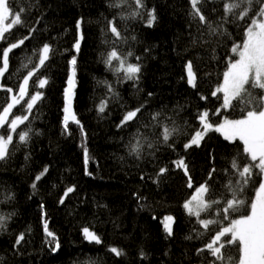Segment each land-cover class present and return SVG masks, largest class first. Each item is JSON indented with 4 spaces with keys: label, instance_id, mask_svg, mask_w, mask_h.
<instances>
[{
    "label": "trees",
    "instance_id": "16d2710c",
    "mask_svg": "<svg viewBox=\"0 0 264 264\" xmlns=\"http://www.w3.org/2000/svg\"><path fill=\"white\" fill-rule=\"evenodd\" d=\"M145 2L149 8L153 5L157 8L158 19L153 25L138 19L129 20L127 25L119 17L116 21L122 33L126 31L137 37L127 44H117L118 50L126 51L131 46L135 55L143 57L144 48L150 49V55L143 60L142 77L136 87L131 80L117 84L116 74L104 63L101 55L109 51V44L105 41L113 40V34L102 32L107 27L105 18L111 19L118 11L109 5V0H39L38 8L24 14L25 20L36 25L38 31L34 39L30 38L25 45L9 54V72L5 74L8 84L16 88L21 82L26 70L19 73L16 70L22 59L27 62V57L32 56L33 48L47 41L53 44L55 55H50L47 66L38 69L30 80L31 92L34 88L39 89L38 83L33 85V81L42 75L48 77L47 85L40 89L45 94L34 105L29 117L31 123L25 121L18 127L19 131L29 125L32 129H40V132L30 133L31 139L27 144L14 138L13 145L9 147V158L0 161V212L13 213L7 220V230L0 232L2 264H88L89 260L95 264H196L195 248L207 241L212 234L210 230L217 227L210 225V230H205V234L197 238L193 229H202L203 226L186 212L183 201L190 198L195 187L206 179L213 155L217 172L210 183L215 182L217 192L222 191L221 182L227 178L219 170L230 167L229 158L241 150L243 142L228 141L223 133L213 129L205 135L200 146L184 149L185 137L181 136L176 142V151L161 148L155 157L145 152L143 158H136L127 145L137 125L133 122L128 126L117 125L127 108L135 107L145 99L152 108L167 105L172 109L177 104L183 105L180 117L188 120L189 133L200 126L195 119L198 109H208L209 118L214 122L222 123L224 117L240 118L239 108H221L222 94L212 96L211 92L217 83L223 82L227 57L236 56L231 52V44L240 43L244 33L239 27L229 26L230 36L217 48L216 59H210L207 46L201 51L199 60L191 56V50L178 55L188 39L189 0ZM9 3L16 8V0H9ZM213 6L219 10L221 0H204L202 10L209 15L208 10ZM40 13L44 18L37 25L36 17ZM218 14L210 15V18L216 19ZM80 16L85 18L82 24L84 39L79 53H76L72 44L78 38L76 20ZM11 19L9 17L8 21ZM26 32V27L16 25L6 36L14 41ZM4 46L5 42L0 41V48ZM73 54L77 55L74 110L83 125V132L87 133L86 137L75 121L68 122L67 129L63 123L64 92ZM186 58H193L198 91L188 85L186 79H181L187 75L184 68ZM129 59L135 62L134 56ZM102 80L112 82L119 97H109L104 111L100 112L97 106L107 95L106 85L98 83ZM148 92H153L154 96L147 97ZM4 102L5 92L0 90V105ZM18 109L20 105L13 108V113L19 114ZM147 116L148 113L144 112L141 119ZM84 146L90 156L87 165L84 163ZM177 153L184 156L189 165L192 188L187 187L182 169L171 163L178 158ZM239 159L244 162L243 156ZM44 165L49 166V171L37 181V191L34 192L32 181ZM165 165L169 171L161 174L159 183H156L155 174L160 166ZM87 172L94 174L89 176ZM72 184L76 185L74 191L64 198L63 204L58 203L65 187ZM255 187L250 184L244 192V198L249 202L256 196ZM9 192L14 193V198L4 200V195ZM133 193L146 197V201H139L146 203L145 208H138V200ZM249 207L242 206L234 215L247 214ZM45 212L46 217L43 218L48 219L49 229L57 234L61 244L57 252H51L44 239L42 215ZM168 214L176 217L171 238H166L163 228V217ZM202 218L207 216L202 213ZM85 227L97 233L101 241L85 239ZM22 231L25 240L21 241L20 251L14 253V241ZM110 245L123 249L124 254L116 256ZM141 248L148 254L146 257H140ZM231 255H239L235 246Z\"/></svg>",
    "mask_w": 264,
    "mask_h": 264
},
{
    "label": "snow or ice",
    "instance_id": "6c2138e0",
    "mask_svg": "<svg viewBox=\"0 0 264 264\" xmlns=\"http://www.w3.org/2000/svg\"><path fill=\"white\" fill-rule=\"evenodd\" d=\"M190 11L188 13L190 20L186 25L187 43L182 52L178 55L187 54L191 50V56L199 60L201 51L207 46L210 59H216L217 48L223 45L226 37L230 36L229 26H236L244 33V38L240 43L231 44V52L236 56L227 57L226 70L222 73L223 82L217 83L215 90L211 92L212 96L222 94L221 108H239L241 115L238 119H228L224 117L222 123L212 121L208 109L197 110L196 120L200 122L199 127L193 128V133L187 131L190 125L187 119H182L180 113L184 110L183 105H175L169 109L167 105L159 107H149L148 100L138 103L135 107L127 108L117 127L128 126L129 122L137 125L135 133L129 139L128 149L136 158H143L145 152L149 156L155 157L156 152L161 148H168L176 151V142L184 136L182 143L184 149L200 146L205 135L215 129L223 133L228 141H242V148L236 154L229 158L230 167L220 169L226 176V181L221 182L222 191L217 192L214 187L213 176L217 172L215 166V156H211V167L204 181L195 187V192L190 198L183 201V208L186 212L195 217L202 229L194 228L197 238L205 234V230H210V225L217 227L211 231L207 241L201 243L200 247L195 248L196 264H264V0H221V7L218 10L215 6L211 7L209 15L202 10L204 0H189ZM26 5V6H25ZM111 7L117 8L118 11L111 19H107L106 29L103 31L113 34L112 41H105L109 44V51L102 53L104 63L116 74V83L122 80L133 81L136 87L142 77L143 60L150 55V49L144 48L145 56L135 55L131 46L126 51H120L117 44H127L128 41H135V35H129L125 31L122 33L117 26V17L127 25L129 20H141L151 26L157 21V8L153 5L149 8L145 0H109ZM39 0H16V8L9 3V0H0V41L5 42L6 46L0 48V90L5 92V102L0 105V161H6L9 156V147L13 145L14 138L25 144L31 139L30 133H39L40 129H32L25 125L18 131L20 125H24L29 120L34 105L44 96V91L40 90L48 83L47 75H42L33 81V85H39V89L34 88L29 91L30 80L38 69L46 67V61L50 62V55H55L53 44L45 41L38 47L32 49V56L27 57V62L23 59L17 68V73L22 69L26 70L21 82L16 88L10 86L5 78L9 72L10 57L13 49L25 45V41L35 38L34 34L38 31L36 25H31L25 20L24 14L38 8ZM216 15V19H211L210 15ZM12 17L10 23L6 21ZM44 18L40 13L36 17V24ZM84 17L80 16L76 20L78 29V38L74 40L72 48L76 53L81 49V41L84 39L82 24ZM195 22V28H193ZM20 25L27 28L25 35L10 41L6 33L13 29L14 26ZM47 27V25H45ZM68 51V49H64ZM135 57V62L129 58ZM115 61V63H113ZM71 65V75L68 77L64 97L66 105L63 109L65 115L63 118L64 129L68 128L69 119H74L80 126L82 135L86 137L87 133L83 132L81 121L76 118L71 109L72 98L75 95L73 89L76 87L77 80V55L73 54L69 61ZM186 68V83L198 91L197 71L194 70L193 58H186L184 62ZM210 75V73L208 74ZM106 85L107 95L99 103L98 110L103 112L108 98L119 97V93L113 88L112 82L108 80L98 81ZM140 89L137 88V92ZM154 96L153 92H148L147 97ZM28 97V99H25ZM207 99V97H202ZM23 101V104H21ZM20 105L17 111L13 113V108ZM216 111H219L217 109ZM144 112L148 113L146 119H141ZM11 114V118H10ZM178 121H180L178 123ZM178 158L171 163L186 175L187 187L192 188L193 178L189 171V165L185 162V157L177 153ZM244 157L241 163L239 157ZM27 159V154L25 156ZM90 159L89 151L84 146V163L87 165ZM49 171V166L44 165L32 181L31 188L37 191V181ZM168 167L160 166L155 174V181L159 183L161 174H166ZM89 176L92 172H87ZM143 175V174H142ZM152 177H150L151 179ZM255 187L256 196L250 202L244 198V192L248 185ZM258 185V186H257ZM55 187V185H53ZM76 188L75 184L66 186L63 194L59 197L58 203L63 204L64 198L72 193ZM138 200V208L143 209L146 203V197H141L139 193H133ZM14 198V193H6L4 200ZM250 205L247 214L234 215L242 206ZM44 208L43 202L40 204ZM202 213L207 218H202ZM13 213L0 212V232L7 230V220ZM46 212L43 213V231L45 242L51 252H57L61 244L57 234L51 231L48 226ZM155 219V215H153ZM176 217L172 214L163 217V228L166 232V238L174 236L173 225ZM28 231H31L29 228ZM85 239L99 243L101 237L89 228H83ZM51 237V240H49ZM25 240V233L20 232L13 244L14 253L20 251L21 241ZM235 246L239 252L237 257L231 255V250ZM112 253L116 256L124 254V250L116 246H109ZM167 254V253H166ZM186 254V253H185ZM140 257H146L148 254L143 250L139 251ZM4 257L0 255V264ZM88 264H95L89 260Z\"/></svg>",
    "mask_w": 264,
    "mask_h": 264
},
{
    "label": "rangeland",
    "instance_id": "374dc122",
    "mask_svg": "<svg viewBox=\"0 0 264 264\" xmlns=\"http://www.w3.org/2000/svg\"><path fill=\"white\" fill-rule=\"evenodd\" d=\"M6 23H10V22L7 20ZM70 75H71V72H70ZM67 87H68V85H67ZM75 90H76V87L73 89L74 93H75ZM74 99H75V95L72 98V105H71V109L75 113V110H74ZM75 115H76V113H75ZM70 121H75V120L74 119H69L68 122H70Z\"/></svg>",
    "mask_w": 264,
    "mask_h": 264
}]
</instances>
